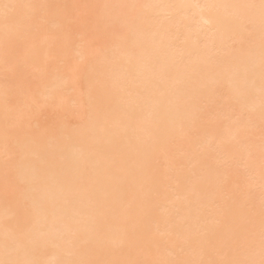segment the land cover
I'll return each mask as SVG.
<instances>
[{
	"label": "bare ground",
	"instance_id": "obj_1",
	"mask_svg": "<svg viewBox=\"0 0 264 264\" xmlns=\"http://www.w3.org/2000/svg\"><path fill=\"white\" fill-rule=\"evenodd\" d=\"M0 264H264V0H0Z\"/></svg>",
	"mask_w": 264,
	"mask_h": 264
}]
</instances>
